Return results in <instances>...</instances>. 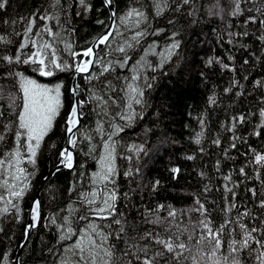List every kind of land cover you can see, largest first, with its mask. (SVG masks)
I'll list each match as a JSON object with an SVG mask.
<instances>
[{"label":"snow or ice","instance_id":"1","mask_svg":"<svg viewBox=\"0 0 264 264\" xmlns=\"http://www.w3.org/2000/svg\"><path fill=\"white\" fill-rule=\"evenodd\" d=\"M5 2L0 0V8ZM103 4L109 11L107 22L97 19L100 31L82 46H75L72 18L73 13L76 17L89 13L90 0H48L42 12L19 18L20 31L13 28L11 35H0L4 46L0 62L5 65L0 72L16 80L18 92L10 103L14 119L7 120L0 112L6 121H0V216L11 213L16 221H24L23 201L32 187L38 154L60 117L65 146L58 148L53 142L48 147L57 161L55 171L62 167L73 173L66 189L69 196L47 215L42 201L33 198L24 228L30 236V230L45 221L53 236L50 242L41 241L46 264H245V255L247 264H264V144L258 150L248 143L252 136L264 138V78L238 74L231 52L226 54L228 62L221 56L205 59L199 72L205 87L217 66L232 73L227 86L217 91L213 85L206 105L216 107L221 97L231 103L225 108V120L207 140L208 108L197 114L199 130L191 137L196 147L186 159L205 154L204 143L215 146L219 152L211 171L223 183L214 184L209 170L202 167L196 172L202 187L191 195L187 208L178 211L171 204H146L145 190L149 197L157 195L161 180L143 183L141 169L133 168L131 161L146 155V141L129 139L126 133L144 124L146 114L155 117L149 121L152 127L145 125L137 137L149 135L158 125L161 113L149 112V97L166 69L180 63L183 32L176 28L177 17L186 14L196 23L201 6L199 0H128L117 13L112 0ZM206 15L222 21L226 16H243L239 30H233L230 21L223 35L228 45L245 50L242 66L254 68L260 61L264 67V0H230V4L216 0ZM257 23L260 55L243 42L250 36L249 25ZM12 36L19 39L14 42ZM23 66L45 78L70 73V99L66 102L63 80L41 82L26 74L27 68L21 70ZM253 92L258 95L255 110L243 104V98ZM89 115L92 120L83 125ZM224 133L226 144L221 139ZM238 144L246 145V159L234 179L235 169H223L227 161L235 162L230 150H238ZM77 149L86 158L79 172L74 164ZM118 159L127 160V167H121ZM169 171L175 180L181 168L173 165ZM121 175L127 187H121ZM137 177L140 180L133 188ZM247 181L253 183L249 186ZM49 191H55L53 186ZM0 257V264H10L7 251Z\"/></svg>","mask_w":264,"mask_h":264},{"label":"trees","instance_id":"2","mask_svg":"<svg viewBox=\"0 0 264 264\" xmlns=\"http://www.w3.org/2000/svg\"><path fill=\"white\" fill-rule=\"evenodd\" d=\"M69 2L75 3L76 0H69ZM92 9L89 13L83 14L81 17H76L73 13L72 26L75 27V36L73 39L76 41L75 46H82L85 42L89 41L98 31H100L102 25L96 23L97 19H102L107 22L109 16L108 7L103 4V0H90ZM216 0H199L200 14L197 17V22L192 23L191 17L178 15V24L176 28L182 29V49L180 51V63H173L171 67L166 69V74L160 76L156 82L155 88L149 97V112L159 111L161 113L158 125L153 129V132L147 136H136V133L141 132V129L147 125L152 127L149 121L155 119L152 115L146 114L144 118V124L127 130V137L129 139H137L139 141H146V155L141 153L139 161L133 157L131 165L133 168L139 167L141 169V176L143 183L146 184L152 179H160L161 184L157 190L158 194L152 197L147 195V191L144 192L145 203H165L171 204L178 211L187 208L192 204L191 195L198 192L202 187V181L196 175L198 169L204 167L209 170V175L213 177V183L217 186L222 185L223 181H220L219 175L211 171L212 164L219 152L215 146H211L208 143H204V147L207 152L203 155L197 153L193 161L187 160L186 157L192 154L196 145L191 137L195 131H198V121L196 116L199 112L208 108L209 120L208 129H206L205 140L210 138L211 134L215 133L219 128V122L225 120V108L231 103L228 99L221 97L222 103L214 108L206 105L205 101L213 85L216 86V90L219 91L222 87L227 86L229 77L232 75L228 71H220L217 66V70L211 76V83L207 84L201 82L199 72L204 67V61L211 56H221L226 59V54H231L236 57L235 66L236 71L240 75L247 74L251 79L264 78V67H261V62L256 61L255 67L252 64L247 66L241 65V58L245 56V50L232 47L227 44V37L223 33L227 30L228 23L231 21L233 30H239L242 26L243 16L228 18L227 16L222 21L217 17H208L206 10L211 7ZM222 4H230V0H220ZM48 0H6L5 7L0 8V35H11L13 28L16 31H20L22 22L20 17H27L34 11H43ZM128 0H112L113 9L119 13ZM251 7V5H249ZM99 9V11H97ZM251 14H255V11ZM7 21V23H5ZM12 21H16L15 24ZM258 23L255 25H249L250 36L244 37L243 42L250 45L251 48L256 49V54L260 55L259 46L260 41L256 38L260 33L258 31ZM175 30V29H174ZM215 30V31H213ZM219 33L220 35H218ZM19 37L12 36V40L15 42ZM13 45H9L12 47ZM4 46L0 44V52L3 51ZM251 50V49H250ZM5 65L0 62V68H4ZM245 67L247 72L245 73ZM27 66H23L21 70H24ZM26 74L35 75L41 82L55 83L58 80H63L65 83V97L66 102L70 99L71 94L68 92V88L71 87L73 78L70 73H57L56 79L51 77H40L37 74H33L31 68H27ZM77 82H80L79 80ZM0 89L5 93L0 98V112H3L7 120H13L14 116L12 112V106H10L11 100L14 96L18 95L17 83L12 76H8L0 72ZM19 103V101H17ZM243 104L248 105L255 110L258 104V95L253 92L243 98ZM239 106V105H237ZM92 120V116L89 115L82 121L83 125H88ZM0 121H4L3 117H0ZM61 119L57 118L53 130L46 138V143L42 145L41 151L38 154V161L36 166L35 175L31 178V189L26 194L23 201L24 209V221L18 222L12 218L11 213L6 216H0V253L7 251L10 257V264H15V258L18 254L21 242L24 237V228L26 226L28 217L27 210L32 200L33 194L37 188L39 182L48 175L57 163L55 157L50 153L48 145L55 142L57 147L65 146V136L61 128ZM3 130L2 123H0V131ZM227 133L221 136L225 144L227 143L225 137ZM253 147L260 149L264 144V138H258L252 136L248 141ZM84 150L87 151L86 145L81 144ZM246 151V145L238 144V150H230V154L235 157V162L227 161L228 167L223 169L224 172L228 171L231 167L236 171L233 172V178L239 177L238 169L244 163L246 157L243 153ZM239 153V154H238ZM222 155V154H221ZM86 158L79 154L77 149V155L75 159V167L77 172L80 171L79 165ZM91 163V162H89ZM121 167H127L128 161H120ZM179 166L181 172L178 174V179H172L170 176V168L173 166ZM85 167H89L88 164ZM31 170V168L29 169ZM250 174V169H246ZM73 173L69 169L61 168L59 172H55L47 182L43 185L39 199L42 201L45 208V215L47 211L56 205L63 206L68 199L69 181L72 179ZM264 179V175L261 177ZM242 179V178H241ZM121 187H127V179L122 175L118 177ZM140 180V177L136 178V181L132 183V187H136V183ZM249 186L253 181L246 182ZM257 186L259 182H255ZM53 186L55 191H49V186ZM244 185L241 186V191ZM137 189V193H139ZM55 196L54 201H50V197ZM135 202L140 203L139 195L134 193ZM2 206V202H0ZM135 210H133V214ZM45 221L38 222L37 227L31 229V235L27 237L26 241L22 245L19 253L18 264H46V253L42 251L41 241L50 242L53 239L52 234L48 232L44 227ZM2 258V257H0ZM50 259V258H49ZM247 264L246 255L242 257Z\"/></svg>","mask_w":264,"mask_h":264},{"label":"water","instance_id":"3","mask_svg":"<svg viewBox=\"0 0 264 264\" xmlns=\"http://www.w3.org/2000/svg\"><path fill=\"white\" fill-rule=\"evenodd\" d=\"M112 8H113V5H112ZM73 83V82H72ZM75 162V161H74ZM62 168V167H61ZM60 168V169H61ZM55 168L48 174V175H46L40 182H39V184L37 185V188H36V190H35V192H34V194H33V197H32V199L33 198H39V195H40V191H41V189H42V187H43V185L47 182V180L51 177V176H53V174H55ZM31 231V230H30ZM29 235H27V234H25L24 233V240H23V242L21 243V246H20V248H19V251H18V254H17V256H16V258H15V264H18V262H19V253H20V250H21V248H22V245L24 244V242L26 241V239H27V237H28Z\"/></svg>","mask_w":264,"mask_h":264},{"label":"rangeland","instance_id":"4","mask_svg":"<svg viewBox=\"0 0 264 264\" xmlns=\"http://www.w3.org/2000/svg\"><path fill=\"white\" fill-rule=\"evenodd\" d=\"M5 91V90H4ZM4 91H2V89H0V98L1 96L5 93Z\"/></svg>","mask_w":264,"mask_h":264},{"label":"bare ground","instance_id":"5","mask_svg":"<svg viewBox=\"0 0 264 264\" xmlns=\"http://www.w3.org/2000/svg\"><path fill=\"white\" fill-rule=\"evenodd\" d=\"M23 240H24V237H23ZM23 240H22V242H23ZM22 242H21V243H22Z\"/></svg>","mask_w":264,"mask_h":264}]
</instances>
